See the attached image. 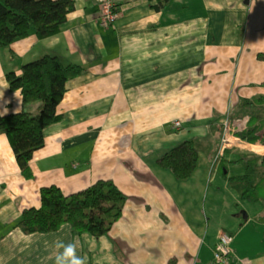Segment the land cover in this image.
Listing matches in <instances>:
<instances>
[{"label": "crops", "instance_id": "crops-1", "mask_svg": "<svg viewBox=\"0 0 264 264\" xmlns=\"http://www.w3.org/2000/svg\"><path fill=\"white\" fill-rule=\"evenodd\" d=\"M117 1L115 23H102L99 0H76L57 34L32 29L0 47L2 113L39 105L25 104L9 70L49 52L84 66L69 80L63 117L44 129L33 177L0 132V264H55L57 239H78L87 264H208L226 227L231 264H264V151L248 144L264 147V0ZM229 122L238 136L255 128L257 139L240 136L222 152ZM189 138L198 163L181 178L159 158ZM100 179L126 195L109 211V232L77 231L68 221L50 231L18 224L24 208L41 204L42 186L69 193ZM204 189L210 212L225 210L218 228L205 229Z\"/></svg>", "mask_w": 264, "mask_h": 264}, {"label": "trees", "instance_id": "trees-1", "mask_svg": "<svg viewBox=\"0 0 264 264\" xmlns=\"http://www.w3.org/2000/svg\"><path fill=\"white\" fill-rule=\"evenodd\" d=\"M163 1L159 0L157 6ZM75 8L76 0H0V47L27 36L32 28L39 37L57 34ZM83 69L81 63L66 61L60 54L49 52L22 63L20 70L7 72L10 86L22 90L25 104L39 103L36 111L28 107L11 113L0 111V132L9 134L27 177L34 176L31 162L35 151L46 143L45 127L63 117L60 106L70 78ZM239 134L245 139H257L252 127ZM198 156L199 149L189 138L171 147L159 160L183 178L193 173ZM125 200L126 195L111 179H100L69 193L59 184L51 183L41 187V204L24 208L18 224L26 232L50 231L68 221L77 231L101 235L113 226L114 218L109 214L113 205L116 202L123 205Z\"/></svg>", "mask_w": 264, "mask_h": 264}, {"label": "built area", "instance_id": "built-area-1", "mask_svg": "<svg viewBox=\"0 0 264 264\" xmlns=\"http://www.w3.org/2000/svg\"><path fill=\"white\" fill-rule=\"evenodd\" d=\"M101 21L103 24L109 25L115 23V21L121 15L120 4L117 0H99ZM177 125L181 124L180 120L176 121ZM222 149L236 144L240 141L241 137L233 130L231 123L225 125V129L222 134ZM233 233L228 230H223L220 234V239L214 249V256L208 262V264H231L233 256Z\"/></svg>", "mask_w": 264, "mask_h": 264}, {"label": "clouds", "instance_id": "clouds-1", "mask_svg": "<svg viewBox=\"0 0 264 264\" xmlns=\"http://www.w3.org/2000/svg\"><path fill=\"white\" fill-rule=\"evenodd\" d=\"M56 249L55 264H87L88 257L78 254L79 240L65 242L57 239L54 241Z\"/></svg>", "mask_w": 264, "mask_h": 264}, {"label": "rangeland", "instance_id": "rangeland-1", "mask_svg": "<svg viewBox=\"0 0 264 264\" xmlns=\"http://www.w3.org/2000/svg\"><path fill=\"white\" fill-rule=\"evenodd\" d=\"M32 29H34V28H32ZM31 29V30H32ZM29 108H31L32 110H34V111H36L35 110V108L34 107H29ZM227 148V147H226ZM225 148V149H226ZM224 149V150H225ZM224 150L222 151V152H224ZM203 152V157L205 156V155H207L206 154V152H208L209 150H208V147H206V148H203V150H202ZM222 152H220L219 153V155H218V158H217V163H218V166H219V164H220V161H221V158L223 157V155L225 154V153H222ZM227 152H230V149L229 150H227ZM232 153H238V152H236L235 150H233V152ZM224 162H227V158H225L224 159ZM240 163V162H239ZM242 167L241 166V164H235V167ZM221 170L223 169V168H220ZM211 190L213 191V188H211ZM207 190H205L204 189V192H203V195H202V199H201V206H202V210H204V212H205V215H206V227H205V229H207L208 227H209V222L211 223V227H212V229H214L215 227H219L220 225H221V223L223 222V223H225V221H222L223 219H224V209L221 207V208H219V212L220 213H222L223 215L222 216H219V213L217 212V213H211L212 211H213V206L215 205H213V206H210V204L212 203V197H211V194H209V196H208V202L206 203V201H205V199H206V194H207ZM222 193V192H221ZM228 193V191H226V189H224L223 190V193H222V195L223 196H225L226 197V194ZM218 194V193H217ZM207 205V206H206ZM217 205H219V204H217ZM220 206V205H219ZM210 210H211V212H210ZM208 216H211L210 217V219H208ZM219 217H222L221 218V221H220V219H219ZM215 219H217V220H215Z\"/></svg>", "mask_w": 264, "mask_h": 264}, {"label": "bare ground", "instance_id": "bare-ground-1", "mask_svg": "<svg viewBox=\"0 0 264 264\" xmlns=\"http://www.w3.org/2000/svg\"><path fill=\"white\" fill-rule=\"evenodd\" d=\"M250 146H252V147H255V148H257V149H260L261 151H264V147H262V146H260V145H258L256 142H253V143H248ZM247 144V145H248ZM233 244V243H232Z\"/></svg>", "mask_w": 264, "mask_h": 264}, {"label": "water", "instance_id": "water-1", "mask_svg": "<svg viewBox=\"0 0 264 264\" xmlns=\"http://www.w3.org/2000/svg\"><path fill=\"white\" fill-rule=\"evenodd\" d=\"M225 230H228L229 232H232L228 227H226Z\"/></svg>", "mask_w": 264, "mask_h": 264}]
</instances>
